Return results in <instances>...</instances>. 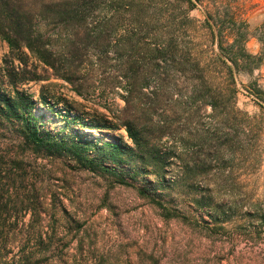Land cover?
Wrapping results in <instances>:
<instances>
[{"label":"rangeland","instance_id":"obj_1","mask_svg":"<svg viewBox=\"0 0 264 264\" xmlns=\"http://www.w3.org/2000/svg\"><path fill=\"white\" fill-rule=\"evenodd\" d=\"M94 1L85 48L71 55L68 29L36 19L44 45L61 51L56 71L28 48L11 53L0 36V81L7 84V70L20 72L18 89L33 101L39 129L125 152L117 165L91 171L33 150L17 135L20 124L0 117V161L17 168L3 182L6 208L27 223L19 199H30L53 264H264V104L252 92L264 97V0ZM206 10L230 29L221 48L244 45L252 56L230 77L220 72L231 64L217 55ZM101 35L107 44L98 48ZM162 46L176 53L166 62ZM195 59L220 72L213 82L235 111L212 113L189 97ZM132 84L145 87L126 101ZM156 85L162 91L153 95ZM127 120L145 135L144 160Z\"/></svg>","mask_w":264,"mask_h":264},{"label":"trees","instance_id":"obj_2","mask_svg":"<svg viewBox=\"0 0 264 264\" xmlns=\"http://www.w3.org/2000/svg\"><path fill=\"white\" fill-rule=\"evenodd\" d=\"M187 1L191 5L193 4L192 0ZM207 1L209 3V0ZM94 4V0H0V36L6 41L11 53L20 51L24 47L28 48L42 63L56 71L55 62L62 55L61 51L52 50L44 45L40 28L36 25V19L46 18L59 24L60 29H65V31L68 29L69 47L64 51L71 55V53L80 51V48H85L79 45L82 41L81 38L89 35L90 30L87 23L88 20L93 21L95 18ZM205 13L208 18L206 24L209 25L210 33L220 39L222 52L217 55L223 58V62L229 61L231 64L227 65V69H221L220 72L223 71L227 77H230L233 68L239 70L243 61L248 62L252 56L246 51L244 45L239 51L221 48V41L228 38L230 29L224 26L222 20L215 16L212 18L211 11L206 10ZM263 26L261 24L257 28L260 34L263 32ZM99 34L101 33L98 32ZM104 37L101 35L100 38L102 39L96 42L98 48L107 44V40L103 39ZM156 49L163 57H166L164 62L167 61L168 57L171 58L176 54L168 46ZM98 61L101 60L98 59ZM194 67L196 75L193 76L189 97L192 96L194 99L210 103L212 113H226L229 109L233 111L234 109L228 107L222 97L223 89L213 82L214 75L220 72L212 70L214 74H211V70H207L201 64L200 59H195ZM5 76L7 77V84L0 81V117L20 124L17 135L21 138V142L29 145L35 151L54 156H67L91 171L96 170V168L107 170L108 167L103 164L107 160L115 165L120 162V155L125 151L117 143H104L100 146L80 134L70 137L65 135L57 137L49 130L39 129L35 123L36 118L33 115L30 116L33 101L29 94L18 89V85L24 83V78L20 76V72L11 70H7ZM163 79L164 76H158V80L162 81ZM8 85L11 86V89L8 88ZM135 85L132 84L127 89L126 101L131 98L136 88L145 87L144 85ZM161 91V88L156 85L152 94L157 95ZM231 91L234 92L235 89L231 88ZM252 92L259 102L264 104V97H261L260 92ZM261 107L264 108V105ZM123 125L135 146L136 156L144 160L146 158L144 151L146 142L145 135L141 132L139 125L130 120L123 121ZM92 147L95 148L96 154L91 155L88 152L89 148ZM14 164L17 165V162ZM7 166V163L0 161V264H53L57 259L49 256L50 243L46 236L47 231L36 220L37 217L41 218V213L36 210L35 206L31 205L30 199L25 197L19 199V203L23 206V214H30V221L27 223L23 221L19 223L20 217H16L6 208L7 202H11V199L10 195L4 194L3 182L7 178L15 179V172L17 171L13 164L10 167ZM149 186H155V184L149 183ZM4 196L6 197L4 198ZM6 198H8L7 202ZM245 214L250 215L248 212ZM261 218L264 217L261 215ZM10 222L14 224L13 227L9 226ZM12 235L18 236L14 237L18 239L10 240Z\"/></svg>","mask_w":264,"mask_h":264}]
</instances>
